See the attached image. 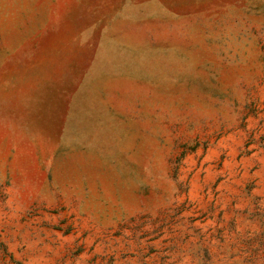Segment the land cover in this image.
<instances>
[{"label": "rangeland", "instance_id": "374dc122", "mask_svg": "<svg viewBox=\"0 0 264 264\" xmlns=\"http://www.w3.org/2000/svg\"><path fill=\"white\" fill-rule=\"evenodd\" d=\"M0 264H264V0H0Z\"/></svg>", "mask_w": 264, "mask_h": 264}]
</instances>
